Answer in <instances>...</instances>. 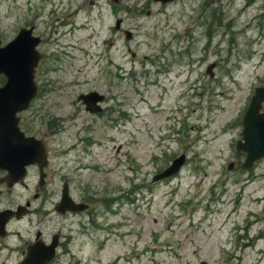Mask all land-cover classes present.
I'll return each instance as SVG.
<instances>
[{"label":"rangeland","instance_id":"rangeland-1","mask_svg":"<svg viewBox=\"0 0 264 264\" xmlns=\"http://www.w3.org/2000/svg\"><path fill=\"white\" fill-rule=\"evenodd\" d=\"M36 19L35 106L59 119L40 132L46 193L60 200L68 182L90 205L59 219L62 264H264V159L244 170L236 148L264 86V0H0L3 42ZM93 90L106 96L101 115L77 101ZM182 154L180 174L153 181Z\"/></svg>","mask_w":264,"mask_h":264},{"label":"flooded vegetation","instance_id":"flooded-vegetation-1","mask_svg":"<svg viewBox=\"0 0 264 264\" xmlns=\"http://www.w3.org/2000/svg\"><path fill=\"white\" fill-rule=\"evenodd\" d=\"M216 12L215 9L214 13ZM38 23L39 20L36 19L34 24L30 23L24 27H34L35 33ZM117 32L125 31L121 28ZM14 36L10 37L11 40L4 39V42L2 39V47L10 44L17 35ZM39 48L43 54V40L38 51ZM42 63L43 61L39 63L36 70L38 96L30 109L18 113L16 117L5 115V110H0V264H25L24 262L39 259L42 261L51 256L50 248L57 238H60V245L48 264H61L66 257L65 236L62 233L65 227H61L60 222L55 221V217L67 219L72 214H57L56 207L59 204L57 198L46 193L47 186L52 183L51 179H54L49 173L52 147L50 139L40 134L45 129V123L46 128L52 130L48 119L52 117L55 122H59V119L42 115L43 106H35L37 101L43 99L44 93L41 79ZM6 83L7 78L0 76V90ZM14 121H17L16 124ZM28 139L33 140L31 143L38 154L41 153V142L44 141L47 145L50 162L43 170L40 163L26 164L28 157L27 155L23 157L22 148L28 144Z\"/></svg>","mask_w":264,"mask_h":264},{"label":"water","instance_id":"water-1","mask_svg":"<svg viewBox=\"0 0 264 264\" xmlns=\"http://www.w3.org/2000/svg\"><path fill=\"white\" fill-rule=\"evenodd\" d=\"M160 1L167 3L172 0ZM31 37V30H23L13 43L4 49L0 48V74L4 73L9 77V82L3 92L8 96L7 107L12 109L14 115L19 110L26 109L30 101L36 96L37 89L34 82V70L39 57L34 52L37 42L32 40ZM127 39H131L130 34H128ZM17 94L18 98H16ZM12 95L14 96L13 103L10 100ZM104 99V96L92 93L84 97V103L87 105L88 111L96 113L101 111V109H95L96 105L99 102H103ZM263 102L264 89H258L244 118L245 129L243 135L245 143H239V149L248 153L244 168H252L256 161L264 158V113H260ZM1 103L3 104L2 101ZM41 152L45 159L46 149L42 148ZM33 153V149L27 151V154H30L31 157ZM185 162L186 156L183 155L163 174L157 176L154 182L175 175ZM64 196L61 205H68L69 210L79 211L87 208L86 206H76L73 204L68 198L66 191Z\"/></svg>","mask_w":264,"mask_h":264}]
</instances>
